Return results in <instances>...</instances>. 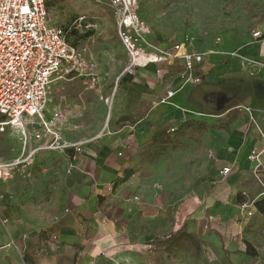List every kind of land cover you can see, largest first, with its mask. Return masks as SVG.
<instances>
[{"label":"rangeland","instance_id":"rangeland-1","mask_svg":"<svg viewBox=\"0 0 264 264\" xmlns=\"http://www.w3.org/2000/svg\"><path fill=\"white\" fill-rule=\"evenodd\" d=\"M139 1V14L152 30L149 42L154 48L149 47L150 51L163 58L158 69L153 64L141 70L152 73L156 85L167 91L188 88L186 91L190 95L186 98L190 105L198 104L197 93L201 94L199 99L208 105L212 104L209 99L221 102L222 106L213 115L236 108V121L239 119L247 124L253 118L256 123H252V127L263 133L260 139L264 148V82L254 80L244 84L237 77L245 66L255 76L264 67V64L243 53L244 48L251 45L252 34L264 23V0ZM47 2L52 26L69 27L77 18H86L73 41L77 46L90 47L99 65L101 85L98 91H94L88 89L79 77L57 78L51 87L48 109L60 110L66 115L68 125L63 133L75 141L90 143L102 134L117 132L128 124L126 121H130L128 117H116L121 114L122 107L119 105L124 96H131L129 89L133 85L124 81L129 60L118 38L112 7L106 0ZM179 42L189 44L193 52L205 58L196 70V74L203 78L198 85H184V69L169 57L172 48ZM217 55L222 59L215 60ZM225 74L233 78L210 84L213 83L210 81L212 77ZM210 93L211 96L208 95ZM176 100L177 97L169 101L174 103ZM201 122L206 123L208 129L200 132L196 139L184 137L172 144L155 141L152 145L146 140L139 153L142 176H150L155 173V165L167 161L158 173L162 175L161 184L165 183L168 193L173 196L168 202L170 213H175L178 206L196 190L194 183L197 181L194 178L212 177L213 160L205 146L212 138L209 128L218 131L222 124L210 123L207 119ZM242 123L241 126H244ZM128 125L134 126L131 121ZM164 128L161 127L160 132ZM175 132L177 129L172 134ZM22 155L21 132L10 127L0 131V163H13ZM66 155V152L42 150L31 164L18 166L14 177L5 185L0 184L3 193L0 220L6 219L8 227L13 224L22 234H28L50 219L49 212L66 172ZM262 157L264 159V153ZM256 186L259 192H264L261 183L257 182ZM251 210V216L247 211H240L234 223H243L244 229L230 242L199 236L202 240L199 255L167 251L161 245V238H157L148 250L126 252L116 257L98 256L91 264H264V216L259 215L255 207Z\"/></svg>","mask_w":264,"mask_h":264},{"label":"crops","instance_id":"crops-1","mask_svg":"<svg viewBox=\"0 0 264 264\" xmlns=\"http://www.w3.org/2000/svg\"><path fill=\"white\" fill-rule=\"evenodd\" d=\"M256 31L262 36L255 38L252 34L251 45L244 48L243 53L263 65L264 23ZM220 59L219 55L215 57V60ZM174 62L182 66L181 62ZM154 66L158 69V65ZM141 71L126 75V82L133 85L129 89L131 96H124L119 105L121 114L116 117H128L134 126L126 121L128 124L117 132L102 134L90 143L82 142L81 154L73 157L67 153L66 172L49 212L50 219L37 229L22 234L15 225L3 224L6 219L0 220V264H91L98 256L116 257L148 250L155 239L167 238L182 227L203 239L218 238L224 242H230L244 229L243 223H234L242 206L251 210L254 202L264 196L256 186L264 179V159L258 171L248 159L254 147L264 150L260 139L262 131L252 127L256 121L253 118L247 124L236 121V108L213 115L222 106L221 102L209 99L212 104L208 105L199 99V93L196 94L198 104L190 105L186 87L175 91L170 98L177 97L174 103L170 99L160 103L168 91L156 85L152 73ZM98 73L100 76L99 65ZM238 75L244 84L254 80L264 82V67L255 76L245 66ZM230 78H233L230 74L214 76L210 84ZM205 119L222 124L218 131L209 128L212 138L205 146L213 160L212 177L194 178L196 190L175 213H170L168 202L173 196L168 193L167 185L161 184L162 175L158 173L167 161L155 165V173L142 176L139 153L146 140L149 145L163 142L167 135L184 128L188 122ZM161 127H165L163 132H160ZM62 134L65 140L78 143L63 131ZM226 167L232 172L224 176L221 172ZM239 194L243 195L242 204L237 202Z\"/></svg>","mask_w":264,"mask_h":264},{"label":"built area","instance_id":"built-area-1","mask_svg":"<svg viewBox=\"0 0 264 264\" xmlns=\"http://www.w3.org/2000/svg\"><path fill=\"white\" fill-rule=\"evenodd\" d=\"M106 1L114 11L118 38L128 56L129 65L124 73L135 75L140 69L161 63L162 56L150 51L154 48L149 42L152 30L139 14L140 1ZM47 3V0H0V131L8 127L19 130L23 144L21 159L0 163V184L11 180L18 166L31 164L42 150L71 153L73 157L82 153L84 143H73L63 137L66 115L47 107L57 78L79 77L94 91L101 86L98 64L90 47L77 46L73 41L86 18H77L69 27L52 26ZM253 36L259 38L262 34L255 31ZM169 57L182 63L184 85H198L203 81L196 70L205 58L193 52L189 44L179 42ZM174 95L175 92L168 91L160 103ZM263 153V149L254 147L248 156L256 171L262 168ZM231 172L226 167L221 174L227 176ZM259 181L264 186V179ZM2 198L0 189V202ZM242 210L248 216L253 214L246 205Z\"/></svg>","mask_w":264,"mask_h":264},{"label":"trees","instance_id":"trees-1","mask_svg":"<svg viewBox=\"0 0 264 264\" xmlns=\"http://www.w3.org/2000/svg\"><path fill=\"white\" fill-rule=\"evenodd\" d=\"M48 5V3H47ZM128 76L124 78V81H127ZM208 126L203 122H188V124L181 129H178L175 134L167 135L165 143L172 144L178 141L181 138L187 136L189 139H196L200 132L206 131ZM175 131V130H174ZM163 132V131H161ZM165 132V131H164ZM157 136L155 134L154 138ZM237 202L242 204L244 203L243 195L239 194ZM254 207L259 215L264 216V198L254 202ZM161 245L167 251L176 250L179 253H187L199 255L202 251V240L200 237L194 235L193 233L186 231L185 227L179 229V231L172 233L169 237L160 239Z\"/></svg>","mask_w":264,"mask_h":264},{"label":"snow or ice","instance_id":"snow-or-ice-1","mask_svg":"<svg viewBox=\"0 0 264 264\" xmlns=\"http://www.w3.org/2000/svg\"><path fill=\"white\" fill-rule=\"evenodd\" d=\"M27 11V9H25Z\"/></svg>","mask_w":264,"mask_h":264}]
</instances>
